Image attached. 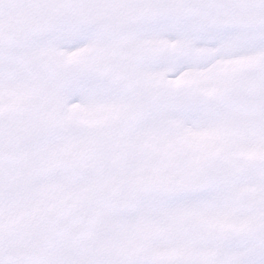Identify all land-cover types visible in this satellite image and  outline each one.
Segmentation results:
<instances>
[{
	"label": "snow or ice",
	"instance_id": "snow-or-ice-1",
	"mask_svg": "<svg viewBox=\"0 0 264 264\" xmlns=\"http://www.w3.org/2000/svg\"><path fill=\"white\" fill-rule=\"evenodd\" d=\"M0 264H264V0H0Z\"/></svg>",
	"mask_w": 264,
	"mask_h": 264
}]
</instances>
